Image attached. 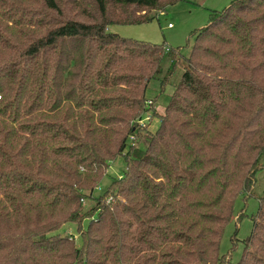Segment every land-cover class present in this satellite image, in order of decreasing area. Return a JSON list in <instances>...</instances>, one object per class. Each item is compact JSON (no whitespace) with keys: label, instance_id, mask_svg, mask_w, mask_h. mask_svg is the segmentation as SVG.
I'll use <instances>...</instances> for the list:
<instances>
[{"label":"trees","instance_id":"obj_1","mask_svg":"<svg viewBox=\"0 0 264 264\" xmlns=\"http://www.w3.org/2000/svg\"><path fill=\"white\" fill-rule=\"evenodd\" d=\"M177 1L0 0V48L16 51L0 52V264H230L222 233L264 170V0L210 14L187 57L108 32ZM178 67L155 115L149 84L164 90ZM147 112L154 132L137 123ZM118 156L123 175L94 197ZM258 205L236 264H264ZM83 220L78 249L52 234Z\"/></svg>","mask_w":264,"mask_h":264},{"label":"rangeland","instance_id":"obj_2","mask_svg":"<svg viewBox=\"0 0 264 264\" xmlns=\"http://www.w3.org/2000/svg\"><path fill=\"white\" fill-rule=\"evenodd\" d=\"M234 0H179L172 5L166 6L161 11L150 10H136V15L143 19L153 18L148 23L139 25H112L108 27V32L116 34L124 39H130L133 41L150 43L155 45H164L172 49L180 48L181 56L187 57L192 52V48L195 43L196 34L207 26L209 16L213 12H221L225 8H228ZM66 15H69L71 19L88 20L86 16L77 15L78 10L73 8L72 4L65 3L62 5ZM90 15H94V11L90 5L83 6ZM32 9H38L39 6L34 5ZM119 8L113 7L110 12L114 15L118 14ZM109 12V15H110ZM77 15V16H76ZM19 29V28H18ZM23 33L27 32L20 29ZM3 35V34H2ZM9 35V34H8ZM8 45L13 49L18 47L19 40L14 35H10ZM35 36H33L34 38ZM3 51L0 48V52ZM5 51H3L4 53ZM5 57L14 55L16 51L5 52ZM5 62H9L6 60ZM170 66V62L164 58L162 61L163 73L159 79H163L167 69ZM182 74V69L178 67L172 75L169 84L164 90H160L159 82L152 81L149 84V89L146 91V100L151 102V109L154 110L155 115H163L165 107L169 102L173 92V85L178 82ZM160 90V91H159ZM149 106L146 104V108ZM139 121L138 125L141 128H145L151 132L156 131L159 125V119L157 116L153 117L152 112H147ZM126 169L125 161L121 156L116 157L110 162L108 169L105 171L100 184L97 185L94 190V197L101 195L109 184L117 178H120ZM251 195L242 194L239 195L233 204V217L229 223L225 226L220 241V255L227 256L230 264H236L242 256L241 241L245 240L251 233L253 228L252 216L258 212V200L264 197V170H260L254 179V185L251 190ZM110 200V198L108 199ZM83 210L88 211L94 206V201L83 200ZM89 220H83L81 223V229H78L76 224L64 225L53 235L58 234L59 239L67 241L68 246H72L74 249H78L81 245L79 233L82 227L85 228ZM79 230V231H78ZM235 238L237 245L233 249L232 238ZM64 264H70V260H62Z\"/></svg>","mask_w":264,"mask_h":264},{"label":"built area","instance_id":"obj_3","mask_svg":"<svg viewBox=\"0 0 264 264\" xmlns=\"http://www.w3.org/2000/svg\"><path fill=\"white\" fill-rule=\"evenodd\" d=\"M147 104H150V102H148ZM142 119H143V118L139 119V121L142 120ZM137 123H139V122L137 121Z\"/></svg>","mask_w":264,"mask_h":264}]
</instances>
